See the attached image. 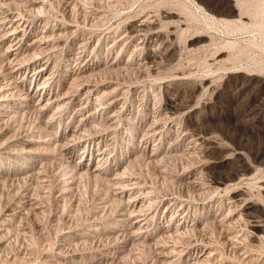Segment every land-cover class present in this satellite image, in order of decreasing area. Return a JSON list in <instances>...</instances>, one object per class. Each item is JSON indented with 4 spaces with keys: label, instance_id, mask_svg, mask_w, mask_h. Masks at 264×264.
Returning a JSON list of instances; mask_svg holds the SVG:
<instances>
[{
    "label": "bare ground",
    "instance_id": "obj_1",
    "mask_svg": "<svg viewBox=\"0 0 264 264\" xmlns=\"http://www.w3.org/2000/svg\"><path fill=\"white\" fill-rule=\"evenodd\" d=\"M18 1L21 2L17 4L13 1L9 2V0H0V43L4 44L6 42H9V44L3 48L2 54H0V68H2V75L0 76V128L2 127V130L0 129V145H2V148L4 150L3 152H10V150L12 149L11 147L15 144H18L22 146L23 149L21 148V150L25 149L24 152L22 151L24 153V156L31 155L30 153H34L35 155V152H33V150H37V152H39L42 149H47L49 147V144H55L56 142L62 140L61 138H57L54 136L47 137L46 133L44 135L39 133L37 134L26 132L25 134L19 135V133L16 134L17 132L15 128V134H12L14 133L12 131L10 132V130L13 129L10 126H13L14 123H16L14 122V120L17 119L16 116L19 115L18 112L23 111L27 113L33 106L34 108L38 107L41 110L50 107L62 110V107L65 104L75 102L79 104L77 105V111L81 112L82 115L77 121L76 130H74V132L71 134L72 137L69 136L70 138H68L64 136L65 142L64 144L62 143L63 154H60L64 156L66 154H71L73 152L74 145L76 144H78L79 146H83L86 149V152H88V155H90V153L93 152V150L101 143L107 145V147L102 152L98 151L99 153L96 157H98L99 160L95 161L96 158H94L93 165L86 162H80L78 166H74L76 167V169H78L77 173H79L80 175H86L90 179L102 177V175L105 174L103 172L105 170L103 168L105 167L104 164L107 162L112 163L113 161V158L109 159L106 156L108 154L107 152H109L108 149H112L109 146L112 143H114V145L117 143L116 141V143H108L110 140L114 139V136H112L113 138H109V135L111 133L116 134L118 132L117 129L119 128V130H121L125 125L131 126L133 130L135 128H140V130L143 131L141 139L138 140V144H140L143 149L135 151L134 154H132L131 158H129L127 163L124 162L126 164L125 166L117 168L118 170L115 172L116 175L114 176V178H104L105 176H103V178L106 179V184H104V182L103 184L108 186V189L106 191V196H104L105 199L102 200L105 203H108V198L110 197L111 201L109 203L113 201L114 204L115 202L117 204L116 207L120 206V209L118 210V212H116L117 214L115 213L116 215L111 217L110 219H108L107 216L105 219H103V222H107L106 219H108L111 224L113 223V227L110 226L111 228L108 229L106 225H104V227H99V221L102 220L101 217H103L104 215H102L101 217L93 216L94 218H92V220L90 221L88 232L86 231L85 233L87 237L101 236L102 241L104 240L102 236H107L108 239H111V237L114 239V241L112 240V242L115 246L110 247V242L107 245L104 244L106 246L102 247L106 251V253L101 254L103 258V262L101 264L110 260L112 257H117L120 259L122 257V254L120 256H116L118 252L121 253L122 251H125L127 253H130L131 251L133 252L135 248L139 247L140 249V246L144 245H149L152 248V250L154 251L153 253H155L154 256H156V259L160 264H234L233 261L236 258L240 259L239 261H241L242 264L264 263V249H260L264 247V147H261L259 150H257L256 155L251 157V152H249L250 154L247 155L243 147L237 146V143L235 145V143L233 144L226 142L224 136H231L232 132L231 134H229L230 130L233 131L237 127L244 128L245 132L248 131H246L248 127L250 128L249 130L254 131L253 127L247 125L246 120L249 117L255 115V109L253 110V107L250 108L249 102L244 101L242 98L244 93L246 94V92L251 88H264V70L253 69L251 68L252 66L249 67V65H245V67H243L241 70L232 71V67L236 65L234 61L236 59L234 58V56L238 55V53L241 51L240 49L242 46H239L240 43L236 40H232L233 38L231 39L230 37H232L231 35H235L236 33L241 32L243 33V31H245L249 34L255 33L259 36L262 35L264 39V0H226V3L224 6H222V9L219 11L215 10L214 13H211L212 10L208 9V7L205 5L207 7L206 9L203 6L204 3L201 4L197 0H180L181 4H178V7L176 6V4L179 1L176 2V4L172 1L175 5L172 2L167 3L162 0L161 2H158L160 0H153L150 2L148 1L150 4L147 2L146 4H149L147 6H140L138 10H135L131 13H128L127 10V13L121 14V16L111 24L110 29L107 32H104V30L98 31L99 29H97V31H92V29L88 30V27L87 29L82 28V31H80L78 26L79 24L76 23L77 25H72V22V24L66 23V19L68 18L65 19V22H62L61 20V22H56L55 24H53L49 13L53 10V3L55 2V0ZM79 1L86 5V8H89L87 9V12L88 14H90V17L92 19L89 24L91 23L92 25V22L95 19L98 20L104 16L103 10H101V8L103 7L100 8L98 4V7H95V2L103 3L105 1L108 2L112 0H66V12L69 13L71 11V15V13L73 12L72 7L74 6L75 2H77L78 5ZM109 3L111 5V2ZM193 6L194 8L196 7L197 9H199L202 16L205 18V21L207 22V24H209V27H203L206 22L202 25V27L196 24L193 25L194 23L191 24V11L189 10V15V13L186 11L188 9L186 8H192ZM83 8H85V6ZM79 9H77L76 11H78ZM67 13L64 12L63 15H66ZM105 14L107 13L105 12ZM193 16H196V14ZM63 18H65V16H63ZM195 22H197V19L195 20ZM83 25H85V23H83ZM86 25H88V23ZM95 27L98 28L97 26ZM33 34L34 36H32ZM73 34L76 35V37L81 34L83 38L79 39L77 45L78 50L75 53L76 57H74V62L76 61V64L73 68H71L70 78H68L69 81L68 83L67 80L63 82L62 90L65 91L64 93L60 94L58 91L59 88L57 89V87H54L57 86L55 85L56 69L55 65L52 66V61L53 59H55L54 56L58 52L57 50L62 47V44L67 42L66 38L65 40L63 38L65 36L69 37V35ZM95 36H97L98 40L100 41L99 45H102L105 42V44L107 45L106 55L104 54L105 57L98 62L93 58V56L90 57L89 55H87V49H89L88 47L93 45V38ZM109 39L110 41H108ZM261 45V47L264 48V42ZM131 47L132 49L130 50V53L125 55V52ZM116 49H118V51L112 54V52ZM194 51H203L206 56H208L207 64H209L210 67H216L217 71L213 74L210 72L212 75H209L208 73V75H201L194 79L185 78L184 74L186 75L185 71L188 69V67L185 64V66L187 67L185 71L179 69V65H183L179 64V62L184 52V54H186L187 52L188 55V52L193 53ZM58 53L57 55H59ZM132 66H135L140 70H146L147 72L152 73V75L156 76L160 81L157 80V83L151 82L150 84L145 83L142 85H133L132 81H130V85L132 86L125 87L126 85H123L118 79L120 78V74L124 72V70H128L130 67L132 68ZM253 66H255V64ZM210 67L207 65V69H209ZM261 67L264 66L262 65ZM191 69H188L187 72ZM207 69L205 71H207ZM136 75L137 74H135V76ZM124 76L126 78V74ZM102 77L104 79H107V77H109L110 80H103L101 79ZM27 81H30L31 85L29 87L26 86ZM219 81H221L220 85H218ZM34 82L35 84L32 85V83ZM126 82L130 83L128 82V80ZM158 89H160V92L155 93L154 91H157ZM208 91H211L213 92V94H215L216 101L206 100L205 98L206 101H203L202 106H198L199 102L202 99V96L206 92L208 93ZM161 92L163 93V97H165L166 100L164 107H161L159 104L158 97H162ZM139 93H141L142 96V98L140 99L142 100V102L140 103L142 113L140 115L137 114V116L135 117L129 118L128 116L129 114H131V107L135 101L133 98H135V96ZM129 94H131L132 97V100L130 101H128L127 97V95L129 96ZM225 98L233 101L237 100L238 102L241 99V109L240 111L237 109L239 112L233 115H231L230 113H225V116L221 114L222 116L220 117V119H216L214 118L216 116H213L214 114L212 112L208 113L207 110L215 109L216 107H218V104H220V106L222 107L224 105L223 100H225ZM93 100L98 101V103L94 108L88 109ZM15 107H17V109ZM51 110L53 111L52 108ZM138 111H140V109ZM48 117H51V114ZM126 117H128L129 119ZM51 119L48 118L46 120H43V122L42 120L40 122L47 126L51 124ZM242 122H246V124L243 123L244 127L241 126ZM123 123L124 125L118 127ZM17 124L19 126V123ZM100 126L104 128L99 129ZM41 128L39 130H41ZM86 128L87 130L88 128H90V130L93 131L92 133L90 132L91 135L84 137L83 133L85 132L84 130ZM110 131L112 132L110 133ZM245 134L249 137L251 136V133ZM74 136L76 137V139L72 143ZM164 140H168V142L166 141L167 143L165 145H163ZM114 145L112 146L114 147ZM49 148H52L54 151L52 145ZM140 151L142 154L140 153ZM11 152L17 153V151ZM18 153L20 152L18 151ZM197 153H201L200 158L195 159V161L192 159L193 162L191 160V163L185 164V162L183 161L184 156L189 155L191 157H194L195 155H197ZM116 156L117 155H115V157ZM20 157H22V155ZM100 157L102 158L100 159ZM186 159L188 160V158ZM66 160L67 159H65L64 161ZM139 160H142L143 162L146 161L149 166L150 164L153 165V167L157 169L156 171H158V174H161V177L162 175H169L170 177H172V181L177 184L174 192L167 193V191L162 192V190H160L161 192H159L158 190H155L154 183L156 181L153 183L152 179L149 180L147 176L135 172L134 165H136L135 163H137ZM175 161H179L178 165L181 166V168L172 170V168H170L171 166L169 167V163ZM19 162L17 161V163ZM69 166L70 165H68V168ZM42 169L43 168H41V170ZM32 171L35 172L34 170ZM71 171L72 170H70V172ZM44 172L45 170L42 174H44ZM27 175L26 177L24 176L26 179ZM76 176L74 175V177ZM34 177L36 178V176ZM35 178L33 180H35ZM8 179L9 177H7V180ZM19 180L18 182L21 181ZM95 180L94 182H96ZM73 183L74 179L69 180L66 185L72 186ZM85 183L86 182H84V184ZM14 184L15 186L17 185L15 182ZM78 187L76 186V189ZM13 188H15L14 185ZM64 190H62V192ZM31 191L33 192V190ZM25 192L26 191H24V193ZM30 194L32 195V193ZM77 196L78 194L76 195V197ZM33 199H35V197ZM20 200L17 201L20 202ZM70 200L72 201V199ZM24 204L29 206V209H36L38 207L36 205L37 203L33 202L31 198L26 199ZM163 204L164 206L162 210L158 212V209H161V205ZM114 206L115 205H113V207ZM113 209L114 208H112V210ZM5 210L6 212H8L7 216H18V212L13 208L7 207ZM97 211H99V209ZM107 212H109V210ZM42 213H45V211ZM156 214L158 216V219L156 217V221H166L162 228L160 227L162 234L159 238H155V235H153V233H151L150 231V226L153 222L151 223L149 221ZM26 218L28 217L26 216ZM19 220H21V218ZM35 222L37 223L36 220ZM73 227L75 229V227L77 228V225ZM105 228L107 230H105ZM61 233L62 232H60V234ZM120 239L123 241L125 246L131 243V245L133 244L134 247L132 249L123 248L124 250L120 251L121 245H117L120 242H116ZM91 240H89V242ZM78 241L76 242L79 243ZM86 241L88 240L86 239ZM254 242H256L257 244H254ZM91 243L89 245H91ZM103 243H105V241ZM66 245L68 246V244ZM84 245H82L83 248ZM7 247H9L8 244ZM86 247L85 249H87ZM51 248L50 250H52ZM111 248H113L114 251H112ZM85 249L82 250L84 251ZM89 250L92 249L89 248ZM145 250L147 251L146 248ZM5 251L6 250L4 249V252ZM59 251L61 253V249H59ZM227 251L230 252L232 259L233 257H235L233 261L228 256ZM27 252L29 251L27 250ZM42 252H44V250H42ZM67 252H69V250ZM111 252H116V254L112 255ZM64 253H66V251H64ZM88 253H90V251ZM146 253H149V251ZM117 258L116 261L118 260ZM50 259L46 258V260H44L47 262V260L49 261ZM22 262H24V260ZM51 262H53V260ZM126 263H128V261ZM155 263H157L156 260Z\"/></svg>",
    "mask_w": 264,
    "mask_h": 264
},
{
    "label": "rangeland",
    "instance_id": "obj_2",
    "mask_svg": "<svg viewBox=\"0 0 264 264\" xmlns=\"http://www.w3.org/2000/svg\"><path fill=\"white\" fill-rule=\"evenodd\" d=\"M14 3H19L21 1H18V0H12ZM11 0H9V2H12ZM61 3H60V2ZM55 0V2L53 3V10L50 11V18L53 22V24H55L56 22H65V19H66V23L68 24H72V25H77L79 24V29L80 31H82V28L83 29H87L88 27V30H91L92 31H97V29H99L98 31H103L104 32H107L109 31L110 29V26L111 24L116 21L120 16L121 14L123 13H127V10H128V13H131L135 10H138L140 8V6H147L149 5L150 1H153V0H112V1H108V2H95V7H98L97 4L103 8H101V10H103V14H102V18L100 19H95L91 25V23L89 24V22H91V17H90V14H88L87 12V9L89 8H86V5H84L82 2L79 1V4L77 5V2H75L74 6L72 7V13L70 15V12L67 13L66 12V9H65V1L66 0ZM63 1V3H62ZM115 1H116V4H115ZM149 1V2H148ZM162 1H165L167 3H171L172 1L176 4V2H178L176 4V6L180 3V0H162ZM198 2H200L201 4H203V6L207 9H211V13H214L215 10L219 11L222 9V6L225 5L226 3V0H197ZM111 2V5L110 3ZM120 2V3H119ZM149 3V4H146V3ZM158 2H161L158 1ZM172 2V3H173ZM100 3V4H99ZM107 3V4H106ZM122 3V4H121ZM173 3V4H174ZM82 4V5H81ZM88 4V3H87ZM115 4V5H114ZM120 4V5H119ZM174 4V5H175ZM80 5V6H79ZM85 8H83L84 6ZM108 5V6H107ZM110 5V6H109ZM178 5V6H179ZM207 7H206V6ZM55 6V7H54ZM82 6V7H81ZM106 6V8H105ZM112 6V7H111ZM121 6V8H120ZM177 6V7H178ZM183 6V5H181ZM62 9H61V8ZM75 7V9H74ZM77 7V8H76ZM115 7V8H114ZM120 9H119V8ZM124 7V8H123ZM58 8V9H57ZM80 8V9H79ZM83 8V9H82ZM108 8V9H107ZM117 8V9H116ZM186 8V7H185ZM196 8V7H195ZM194 6L191 8V7H187L186 10L188 13L191 11V24L193 25H198V26H201L206 22L205 21V18L202 16L201 12L199 11V9H195ZM64 9V10H63ZM77 9H79L78 11H76ZM115 9V10H114ZM119 9V11H118ZM83 10V11H82ZM107 10V11H106ZM115 12H114V11ZM117 10V11H116ZM121 10V11H120ZM190 10V11H189ZM193 10V11H192ZM214 10V11H213ZM57 11V12H56ZM67 13L66 15H63L64 12ZM80 11V12H79ZM85 11V12H84ZM130 11V12H129ZM53 12V13H52ZM62 12V14H61ZM105 12L107 14H105ZM111 12V13H110ZM196 12V13H195ZM59 13V14H58ZM87 13V14H86ZM120 13V14H119ZM53 14V15H52ZM69 14V15H68ZM81 16H80V15ZM117 14V15H116ZM196 16H193L195 15ZM89 15V16H88ZM190 15V13H189ZM53 16V17H52ZM63 16H65V18H63ZM69 16V17H68ZM75 16V17H74ZM78 16V18H77ZM109 16V17H107ZM111 16V18H110ZM193 16V17H192ZM58 17V18H56ZM74 17V18H73ZM85 17V18H84ZM106 17V18H105ZM197 17V18H195ZM57 20H56V19ZM62 18V19H61ZM104 18V19H103ZM115 18V19H114ZM204 18V20H203ZM60 19V20H59ZM78 19V20H77ZM85 19V20H84ZM89 19V20H88ZM197 19V22H195V20ZM199 19V20H198ZM71 20V21H70ZM73 20V21H72ZM82 20V21H81ZM87 20V21H86ZM100 20V21H99ZM109 20V21H108ZM79 21V22H78ZM108 21V22H107ZM72 22V23H71ZM75 22V23H74ZM101 22H102V25H101ZM110 22V23H109ZM43 23V21H42ZM77 23V24H76ZM82 23V24H81ZM83 23H85V25H83ZM88 23V25H86ZM98 23V24H97ZM202 23V24H200ZM82 26H81V25ZM206 25V26H205ZM205 25H203V27H209V24H207V22L205 23ZM84 26V27H83ZM95 26H97L98 28H96ZM93 27V28H92ZM101 27V28H100ZM105 27V28H104ZM103 28V29H102ZM95 29V30H94ZM79 31V32H80ZM38 34V33H37ZM106 34V33H105ZM239 34V35H238ZM252 34V35H250ZM248 33V32H245L243 31V33H236L235 35H231L232 37H230L232 40H236L237 42L240 43L239 46H242L241 47V51L238 53L237 56H234V58L236 60L235 63L236 65H234V67H232V71H238V70H241L243 67L248 66L253 68V69H261V70H264V67H261L262 65L264 66V48H262L261 44L264 42V39H263V36H259V35H256L255 33ZM255 34V35H254ZM34 36V34L32 35ZM234 36V37H233ZM66 38V41L64 44H62L59 48V50H57L56 52L59 54L57 55V53L55 54L53 61H52V66L55 65V69H56V72H55V85L57 86H54L55 88L57 87L58 91L60 94L64 93L65 90H62L63 88V82L65 80H67V83L69 81L68 78H70V74H71V68H73L76 64V61L74 62V57H76V52L78 50V42H79V39L83 38V36L81 34H79L77 37L76 35H69V37L65 36L63 39L65 40ZM73 38V40H72ZM75 38V39H74ZM243 39V40H242ZM96 40V41H95ZM93 45H91L90 47H88L89 49H87V55H89L90 57L93 56V58L98 62V61H101L105 55H106V47L107 45L105 43H103L102 45L100 43V41L98 40V37L95 36L93 38ZM110 41V39L108 40ZM107 41V42H108ZM242 43H241V42ZM255 41V42H254ZM67 43V44H66ZM9 44V42H6L4 44L0 43V54H2V50L4 47H6L7 45ZM71 44V46H70ZM95 44V45H94ZM260 44V45H259ZM68 45V46H67ZM105 45V46H104ZM64 47V48H63ZM77 47V49H76ZM245 47V48H244ZM75 48V49H74ZM61 49V50H60ZM132 49V47L127 50L125 52V55L129 54L130 53V50ZM243 49V51H242ZM245 49V50H244ZM63 50V51H62ZM90 50V51H89ZM120 50V49H119ZM69 51V52H68ZM116 51H118V49H116L115 51L112 52V54H114ZM263 51V52H262ZM66 52V53H65ZM91 52V53H90ZM242 52V53H241ZM247 52V53H246ZM99 53V54H98ZM101 53V54H100ZM185 53V52H184ZM182 54L181 56V60L179 62V64H183V65H179V69L185 71L188 67V69H191L190 71L187 72V70L185 71L186 72V75L184 74V77L185 78H188V79H194V78H197L198 76H201V75H212L213 73H215L217 71L216 67H210L209 64H207L208 62V56H206V54L203 52V51H194L193 53H190L188 52V55H187V52L186 54ZM105 54V55H104ZM205 54V55H204ZM101 55V56H100ZM64 56V57H63ZM69 56V57H68ZM103 56V57H102ZM193 56V57H192ZM204 56V58H203ZM100 60H99V59ZM59 59V61H58ZM63 59V60H62ZM188 60V61H187ZM261 60V61H260ZM55 61V62H54ZM256 61H259L260 62V65H259V62H256ZM186 62V63H185ZM206 62V63H205ZM67 63V64H66ZM70 63V64H69ZM192 63V64H191ZM242 63V64H241ZM251 63V64H250ZM258 63V64H256ZM186 64V66H185ZM188 64V65H187ZM197 64V65H196ZM255 64V66H253ZM58 65V66H57ZM207 65L210 67L209 69H207ZM257 65V66H256ZM57 66V67H56ZM185 66V67H184ZM192 66V67H191ZM68 69L66 70L65 69ZM184 67V68H183ZM190 67V68H189ZM194 67V69H193ZM196 67V68H195ZM255 67V68H254ZM133 68H134V71H133ZM183 68V69H182ZM203 68V69H202ZM213 68V69H212ZM263 68V69H262ZM130 69V70H129ZM128 70H124L125 74H126V78H125V74L124 72H122L120 74V78L118 80H120V82L123 84V85H126L125 87H128V86H132L130 85L132 81V84L133 85H142V84H150L151 82H154V83H157V80H159L156 76L152 75V73H149L147 72L146 70H140L138 69L137 67L135 66H132V68L130 67ZM198 69V70H197ZM204 71H202V70ZM207 69V71H205ZM195 72H193V71ZM201 70V71H199ZM210 70V71H209ZM127 71V72H126ZM133 71V72H132ZM139 71V72H138ZM198 71V72H197ZM209 71V72H208ZM58 72V74H57ZM70 72V73H69ZM141 73V74H138V73ZM145 72H146V76H145ZM192 72V73H191ZM197 72V73H196ZM212 74H211V73ZM2 68H0V76L2 75ZM196 73V74H195ZM68 74V75H67ZM132 74V75H131ZM135 74H137L135 76ZM144 74V75H143ZM148 74V76H147ZM151 74V75H150ZM191 74V75H190ZM199 74V75H198ZM58 75V76H57ZM61 75V76H60ZM191 77V78H189ZM68 76V77H67ZM109 76V75H108ZM128 76V78H127ZM134 78H132V77ZM138 76V78H137ZM147 78H145V77ZM152 76V77H151ZM154 76V77H153ZM193 76V77H192ZM126 80H125V79ZM156 78V80H155ZM103 80H108L109 77H107V79H104L103 77L101 78ZM139 79V80H138ZM143 79V80H142ZM151 79V81H150ZM63 80V81H62ZM110 80V79H109ZM128 80V82L130 83H127L126 81ZM135 80V81H134ZM142 82H141V81ZM148 80V81H146ZM153 80V81H152ZM139 81V82H138ZM146 81V82H145ZM160 81V80H159ZM158 81V82H159ZM124 82V83H123ZM126 82V83H125ZM141 82V83H140ZM136 83V84H135ZM221 81L218 82V85H220ZM34 83H32V85H34ZM31 84H30V81H27L26 83V86L29 87ZM154 89V88H153ZM155 90V89H154ZM250 90V91H249ZM246 94L244 93L243 95V100L246 101V102H249V105H250V108L253 107V110L255 111V115L254 116H251L249 117L246 122H247V125L248 126H251L253 127L254 131H251L249 130L250 128L248 127L246 129L247 132H245L244 128L242 127H237L235 130H230L229 134H231V136H225V140L226 142H229V143H237V146H241L244 148V151L246 152V154H250L249 152H251L252 156H255L256 153H257V150H259L261 147H264V88H251L249 89ZM253 90V91H252ZM155 93H159L160 92V89H158L157 91H154ZM211 91H208V93L206 92L203 96H202V99L201 101L199 102L198 106H202L203 104V101H206V100H213V101H216V98H215V94H213V92ZM250 92V93H249ZM162 93V92H161ZM260 93V94H259ZM140 94V95H139ZM135 96V98H133L135 101L131 107V114H129V118H132V117H135L137 116V114H141V106H140V103L142 102V100H140L142 98L141 96V93H139ZM251 94V96H250ZM134 96V95H132ZM250 96V97H249ZM128 97V101L132 100V97H131V94H129V96L127 95ZM209 97V98H208ZM245 97V98H244ZM159 98V104L161 107H164L165 106V103H166V100H165V97H163V93H162V97H158ZM161 98V100H160ZM206 98V100H205ZM260 98V99H259ZM204 99V100H203ZM161 101V102H160ZM241 99L239 100V102L237 100H230L228 98H225V100H223V103L224 105L221 107L220 104H218V107H216L215 109H209L207 110L208 113H213L214 115L213 116H216L214 118L216 119H220V117L222 116L221 114H225V113H230L231 115L235 114V113H238L240 111V107L242 106V102H240ZM138 102V103H137ZM98 103V101H94L91 103V105H89L88 109H92L96 106V104ZM164 103V104H163ZM226 103V104H225ZM233 103V104H232ZM240 103V104H239ZM137 104V105H136ZM79 105L77 102L75 103H68V104H65L63 107H62V110L61 109H54L53 107H50V108H46V109H40V108H34L31 107L29 112H23V111H19V115L16 116L17 119L14 120V125L13 126H10L12 127L10 130V132H14L12 134H18L21 135V134H25L26 132H31V133H39V134H44L46 133V136L47 137H57V138H61L62 140L56 142L55 144H49V147H51V145L53 146L54 148V151L52 148H47V149H42L41 151L37 152V150H33V152H35V155L34 153H30L31 155H23L24 153V150H21L22 146L21 145H13L10 150L11 151H14L17 153H10V152H3V148H2V145H0V236H1V233H2V236L0 237V263L1 264H101L103 262V258H102V255L101 254H104L106 253V251L102 248L103 246H106L107 244H109L110 242V247H113L115 246L114 243L112 242V240L114 241V239L111 237V239H108L107 236H102L103 237V241H102V238L101 236L100 237H87L85 235L86 231L88 232V229H89V224H90V221L92 220V218H94L95 216H102L104 215L102 218L101 221H99V224L100 226L99 227H104V225H106L107 229L108 228H111L113 227V223L111 224L110 221H108V219H110L111 217L115 216L118 212V210L120 209V206L116 207L117 204L114 202L113 204V201L111 203H109L111 201V198L109 197V202L105 203L103 200L105 199L104 196H106V191L108 189V186L104 185L106 184V179L104 178H114V176L116 175V171L118 170L117 168H121L122 166H125L127 163V161L129 160V158H131L132 154H134L135 151H139L141 149H143V147L138 144V140L141 139V136L143 134V131L139 129H134L131 127V126H124V128L122 127L121 130H119V128L117 129V135L115 133H111L112 131H110V137L109 138H113L112 136H114V139L110 140L108 143L111 144L112 142H115L116 144L114 145V143H112L109 147H111L112 149H108L109 152H107L108 154L106 155L109 159L113 158V161L112 163L111 162H107L104 164L105 167H103L105 170L103 171L105 174L102 175V177H99V178H92L90 179L89 177H87L86 175H80L79 173H77V170L76 167L74 166H78L80 164V162H86V163H90L91 165H93V160L94 158L95 161H98V157L97 154L99 152H102L106 147L107 145H104V144H100L98 145V147H96L93 152L90 153V155H88V152H86V149L83 147V146H79L78 144L74 145V149H73V152L71 154H66L65 156L62 155V145L64 144L65 142V139H64V136L65 137H72L71 134L74 132V130H76V124H77V121L79 120L80 116L82 115L81 112H78L77 111V108ZM72 106V107H71ZM238 106V107H236ZM76 107V108H75ZM227 107V109H226ZM234 107V108H233ZM17 109V107H15ZM51 108L53 109V111L51 110ZM136 108V109H135ZM138 108V109H137ZM257 108V109H256ZM12 109V108H11ZM36 109V111H35ZM67 109V110H66ZM73 109V110H72ZM140 109V111H138ZM239 111H238V110ZM230 110V111H229ZM233 110V111H232ZM25 111V110H24ZM41 111V112H39ZM57 111V113H56ZM63 111V112H62ZM71 111V112H70ZM33 112L34 113V116H33ZM68 112V113H67ZM138 112V113H137ZM42 113V114H41ZM60 113V114H59ZM65 113V114H64ZM68 115H67V114ZM134 113V114H133ZM23 114V115H22ZM28 114V115H27ZM51 114V117H48L50 116ZM56 114V115H55ZM38 115H39V118H38ZM22 116V117H21ZM37 116V117H36ZM225 116V115H224ZM27 117V118H26ZM62 117V118H61ZM124 117V116H123ZM126 117V118H128ZM31 118V119H30ZM36 118V119H35ZM51 119V124L50 125H47L45 126L42 122L43 120H46V119ZM57 118V119H56ZM128 118V119H129ZM19 119V120H18ZM24 119V120H23ZM27 119V120H26ZM39 119V120H38ZM17 120V121H16ZM23 120V121H22ZM32 120V122H31ZM34 120V121H33ZM42 120V122H40ZM250 120V121H249ZM21 121V122H19ZM58 121V122H57ZM27 122V123H25ZM32 124H31V123ZM246 122H242V125L243 126L244 124H246ZM19 123V126L18 124ZM24 123V124H23ZM35 123V124H34ZM41 123V124H40ZM244 123V124H243ZM28 124V125H27ZM40 124V125H39ZM26 125V126H25ZM31 125V126H30ZM34 125V126H32ZM43 125V126H42ZM124 125L123 124H120L118 127ZM22 126H23V130H22ZM28 126V127H27ZM39 126V127H37ZM42 128H41V127ZM45 126V127H44ZM65 126V127H64ZM9 127V129H10ZM17 127V128H16ZM72 127V128H71ZM244 127V126H243ZM16 129V132H15V129ZM41 128V130H39ZM44 128V129H43ZM50 128V129H49ZM53 128V129H52ZM65 128V129H64ZM104 127L100 126L99 129H103ZM132 128V129H131ZM2 130V127L0 128ZM50 131H49V130ZM127 129V130H126ZM0 130V131H1ZM22 130V131H21ZM29 130V131H28ZM90 128H87L84 130L85 132L83 133V136L84 137H87L89 135H91L92 131L93 130H90ZM132 130V131H131ZM139 130V131H138ZM25 131V132H23ZM40 131V132H39ZM122 131V132H121ZM131 131V132H130ZM137 131V132H135ZM242 131V132H241ZM244 131V132H243ZM91 132V133H90ZM48 133V134H47ZM87 135H86V134ZM138 133V134H137ZM245 133H251V136H247ZM54 134V135H53ZM115 134V135H114ZM235 134V136H234ZM121 137H120V136ZM128 135V136H127ZM132 135V136H131ZM244 135V136H242ZM70 136V137H69ZM127 136V137H126ZM136 136V137H135ZM124 140H123V139ZM130 138V139H129ZM76 137L74 136L73 137V141L72 143L75 141ZM133 139V140H132ZM121 140V141H120ZM128 140V141H127ZM127 141V142H126ZM168 142V140H166ZM164 140V143L163 145H165L167 142ZM63 143V144H62ZM124 143V144H123ZM61 144V145H60ZM107 144V143H106ZM122 144V145H121ZM60 145V146H58ZM114 145V147L112 146ZM119 145V147H118ZM73 146V145H72ZM77 146V147H76ZM126 146V147H125ZM138 146V147H137ZM17 147V148H15ZM83 147V149H82ZM133 149H132V148ZM19 148V149H18ZM81 148V149H80ZM117 148V149H116ZM137 148V149H136ZM23 149V148H22ZM122 149V150H121ZM50 150V151H49ZM83 150V151H82ZM127 152H126V151ZM18 151L20 153H18ZM23 151V152H22ZM43 151V152H42ZM53 151V152H52ZM59 151V152H58ZM85 151V153H84ZM99 151V152H98ZM125 151V152H124ZM37 152V154H36ZM45 152V153H44ZM50 152V153H49ZM57 152V153H56ZM97 152V153H96ZM119 152V153H118ZM53 153V154H52ZM62 153V154H60ZM81 156H80V154ZM95 153V154H93ZM141 153V151H140ZM10 154V155H9ZM18 154V155H17ZM42 154V155H41ZM45 154V155H44ZM127 154V156H126ZM142 154V153H141ZM200 154V155H199ZM262 154V153H261ZM15 155V156H14ZM22 155V157L24 158V161H23V158L20 157ZM33 155V156H32ZM54 155V156H53ZM61 155V156H60ZM84 155V156H83ZM95 155V156H94ZM115 155H117L115 157ZM249 155V156H250ZM8 156V157H7ZM14 158H13V157ZM30 156V157H29ZM45 156V157H44ZM58 156V157H57ZM72 156V157H71ZM92 156V157H91ZM111 156V157H110ZM17 157V159H16ZM50 157V158H49ZM70 157V158H69ZM128 157V159H127ZM201 157V153H197V155H195L194 157H191L189 155H186L183 157V161L186 163H191V160L193 159L195 161V159L197 158H200ZM7 158V159H6ZM44 158V159H43ZM102 157H100L101 159ZM117 158V159H115ZM188 158V160L186 159ZM9 159V160H8ZM22 159V160H21ZM39 159V161H38ZM60 162H59V160ZM65 159H67L66 161H64ZM122 159V160H121ZM2 160V161H1ZM11 160V161H10ZM21 160V161H20ZM30 160V161H29ZM33 160V161H32ZM51 160V161H50ZM56 160V161H55ZM90 160V161H89ZM192 160V162H193ZM17 161L19 163H17ZM27 161V162H26ZM49 161V162H48ZM110 161V160H109ZM118 161V162H117ZM187 161V162H186ZM190 161V162H189ZM22 162V163H21ZM30 162V163H29ZM57 162V164H56ZM66 162V163H65ZM77 162V163H76ZM125 162V163H124ZM179 162V161H178ZM178 162H170L169 163V167L172 168V170H177V169H180L181 166H179ZM16 163V164H15ZM25 163V165H24ZM33 163V164H32ZM47 163V164H46ZM50 163V164H49ZM59 163V164H58ZM65 163V165H64ZM123 163V164H122ZM138 163V164H137ZM137 163H135L136 165H134V171L137 172V173H141L143 174L144 176H147L149 180L152 179L154 185H155V190H158L159 192H161L160 190H162V192H166L169 193V192H174L175 188L177 187V184L174 183V181H172V177H170L169 175H162L161 177V174H158V171H156L157 169H155L153 167V165L149 164L145 161L143 162L142 160H139ZM139 163H142V164H139ZM173 163V164H172ZM30 164V165H29ZM67 164V165H66ZM118 164V166H117ZM16 165V166H15ZM21 165V166H20ZM29 165V166H28ZM33 165V167H32ZM38 165V166H36ZM49 165V166H48ZM64 165V166H63ZM68 165L69 168H68ZM73 165V166H72ZM109 165V166H108ZM142 165V166H141ZM146 167H144V166ZM178 165V167H177ZM9 166V167H8ZM18 166V167H17ZM25 166V167H24ZM5 167V168H3ZM29 167V168H28ZM43 168L41 170V168ZM45 167V168H44ZM73 167V168H72ZM113 167V168H112ZM137 167V169H136ZM143 167V168H142ZM34 168V169H33ZM102 168V169H103ZM151 168V169H150ZM8 169V170H7ZM66 169V170H65ZM72 170L70 172V170ZM107 169V170H106ZM144 169V171H143ZM17 170V171H16ZM27 170V171H26ZM32 170H34L35 172H33ZM41 170V171H40ZM45 170L44 174L43 171ZM8 171V172H7ZM11 171V172H10ZM21 171V172H20ZM23 171V172H22ZM66 171V172H65ZM68 171V172H67ZM143 171V172H142ZM15 172V173H14ZM18 172V173H17ZM31 172V173H30ZM76 172V173H75ZM23 173V174H22ZM26 173V174H25ZM28 173V175H27ZM33 173V174H32ZM39 173V174H38ZM66 173V174H65ZM146 175H145V174ZM152 173V174H151ZM8 174V175H7ZM10 174V175H9ZM68 174V175H67ZM112 174V175H111ZM27 175V179L25 178ZM63 175H66V176H63ZM73 175V176H72ZM74 175L76 177H74ZM4 176V177H2ZM14 176V177H13ZM19 176V177H18ZM21 176H25L24 178L21 177ZM36 176V178L34 177ZM39 178H38V177ZM42 176V177H41ZM44 176V177H43ZM85 176V177H84ZM103 176H105L103 178ZM110 176V177H109ZM157 176V177H156ZM6 177V178H5ZM7 177H9V179L7 180ZM33 177V178H32ZM63 177V179H62ZM67 177V178H66ZM71 177V178H69ZM151 177V178H150ZM4 178V179H3ZM18 178V179H16ZM23 178V179H22ZM35 178V180H33ZM38 178V179H37ZM42 178V179H41ZM83 178V179H81ZM89 178V179H88ZM103 178V179H102ZM167 178V179H166ZM16 179V180H15ZM22 181H20V180ZM45 179V180H44ZM72 180L74 179V186L72 184L71 185H66L67 182H69V180ZM96 182H94V180ZM155 179V180H154ZM158 179V180H157ZM18 180L20 182H18ZM26 180V181H25ZM31 180V181H29ZM62 180V182H61ZM67 180V181H66ZM83 180V181H82ZM103 180V181H102ZM105 180V181H104ZM165 180V181H164ZM3 181V182H2ZM8 181V182H7ZM12 181V182H11ZM102 181V183H101ZM161 183H160V182ZM165 183H164V182ZM170 181V182H169ZM14 182L17 184L15 186ZM65 182V183H63ZM77 182V183H76ZM81 182V183H80ZM83 182V184H82ZM84 182H86L84 184ZM94 182V183H93ZM104 182V184H103ZM19 183H20V188H19ZM34 183V184H33ZM9 184V185H8ZM22 184V185H21ZM28 184V185H27ZM30 184V185H29ZM32 184V185H31ZM63 184V185H62ZM161 186H159V185ZM163 184V185H162ZM174 186H173V185ZM4 185V187H3ZM11 185V186H10ZM13 185L15 188H13ZM65 185V186H64ZM92 185V186H91ZM103 185V186H102ZM158 185V186H157ZM165 185V186H164ZM32 186V187H31ZM60 186V187H59ZM64 186V187H63ZM68 188H67V187ZM70 186V187H69ZM76 186L78 187L76 189ZM171 186V187H170ZM17 187V188H16ZM23 187V188H22ZM25 187V188H24ZM31 187V188H30ZM72 187V188H71ZM81 187V188H80ZM34 188V189H33ZM62 188V189H61ZM67 188V189H66ZM71 188V189H69ZM74 188V189H73ZM101 188V189H100ZM163 188V189H161ZM167 188V189H166ZM65 189V190H64ZM73 189V190H72ZM79 189V190H78ZM105 189V190H103ZM172 189V190H171ZM33 190V192L31 191ZM35 190V191H34ZM59 190V192H58ZM62 190H64L62 192ZM70 190V191H69ZM77 190V191H76ZM171 190V191H170ZM15 191V192H14ZM22 191V192H21ZM24 191H26L24 193ZM72 191V192H71ZM22 194H21V193ZM29 192V193H28ZM35 192V193H34ZM69 192V194H68ZM75 192V193H74ZM102 192V193H101ZM105 192V193H104ZM157 192V191H156ZM32 193V195L30 194ZM19 194V195H18ZM27 194V195H26ZM39 196H38V195ZM78 194V198L76 197V195ZM30 195V196H28ZM35 199H33L34 197ZM61 197H60V196ZM71 195V196H70ZM73 195V196H72ZM24 196V197H23ZM59 196V197H58ZM23 197V198H22ZM26 197V198H25ZM32 199L33 202L37 203L36 205L38 206L36 209H29V206L25 205V201L26 199H29V198ZM33 197V198H32ZM64 197V198H62ZM66 197V198H65ZM71 197V198H69ZM101 197V199H100ZM4 198V199H3ZM38 198V199H37ZM62 200H61V199ZM13 199V200H12ZM21 199V200H20ZM40 199V200H39ZM58 199V200H57ZM72 199V201L70 200ZM76 199V200H75ZM103 199V200H102ZM12 200V201H11ZM17 200H20L17 201ZM23 200V201H22ZM60 200V201H59ZM64 200V201H63ZM5 201V202H3ZM17 201V202H16ZM58 201V202H57ZM102 201V202H100ZM7 202V204H6ZM13 202V203H12ZM39 203V204H38ZM43 205H42V204ZM75 203V204H74ZM5 204V205H4ZM12 204V205H11ZM41 204V206H40ZM105 204V205H103ZM108 204V205H107ZM111 204V205H110ZM17 205V206H16ZM22 205V206H21ZM99 205V206H98ZM113 205H115L113 207ZM97 206V207H95ZM103 206V207H102ZM110 206V208H109ZM164 204L161 205V209H158V212L160 210H162ZM3 207V208H2ZM5 207V208H4ZM7 207H10V208H13L15 209V211L18 212V216H7V213L6 212V208ZM15 207V208H14ZM21 207V208H20ZM28 207V208H27ZM43 207V208H42ZM105 207V209H104ZM46 208V209H45ZM112 208H114L112 210ZM4 211H3V210ZM19 209V210H18ZM25 209V211H24ZM95 209H99V211L95 210ZM109 212H107L108 210ZM30 210V212H29ZM41 210V211H40ZM94 210V211H93ZM104 210V211H103ZM22 213H21V212ZM24 211V212H23ZM27 211V212H26ZM45 213H42L44 212ZM97 211V212H96ZM103 211V212H102ZM113 211V212H112ZM29 212V213H28ZM91 212V213H90ZM96 212V213H95ZM99 212V213H98ZM111 212H112V215H111ZM219 212V211H218ZM24 213V214H23ZM25 213H28V214H25ZM98 213V214H97ZM116 213V214H115ZM22 214V215H20ZM32 214V216H31ZM94 214V215H93ZM101 214V215H100ZM108 214V215H107ZM158 214V213H157ZM157 214L152 217V219L149 221V222H153L150 226V231L151 233H153V235H155V238H159L162 234L161 232V229L160 227L162 228V226L164 225V223H166L165 220L163 221H156V217L158 219V216ZM4 215V216H3ZM38 215V217H37ZM6 216V217H5ZM21 216V217H20ZM25 220H24V218ZM26 216L28 218H26ZM91 218H90V217ZM94 216V217H93ZM106 216L108 217L107 222H103L106 218ZM8 217V218H7ZM37 217V218H36ZM16 218V219H14ZM21 218V220H19ZM4 219V220H3ZM2 220V221H1ZM9 220V221H8ZM19 220V222H18ZM35 220L37 221V223L35 222ZM88 220V221H86ZM13 221V223H12ZM24 221V222H23ZM9 222V223H8ZM35 222V223H34ZM77 225V228L73 226ZM155 222V223H154ZM15 223V225H14ZM17 223V224H16ZM19 223V224H18ZM24 227H23V225ZM40 223V224H38ZM58 223V224H57ZM67 223H71V224H67ZM102 223H105V224H102ZM107 223V224H106ZM159 223V225H158ZM163 223V224H162ZM37 224V225H36ZM82 224V225H81ZM86 224V225H85ZM157 224V225H156ZM5 225V226H4ZM16 225H17V228H16ZM64 225V226H63ZM67 225V226H66ZM109 225V226H108ZM113 225V226H112ZM154 225V226H153ZM10 226H13V227H10ZM20 226H21V229H20ZM41 226V227H40ZM67 228H66V227ZM72 226V227H71ZM111 226V227H110ZM40 230H39V228ZM69 227V228H68ZM71 227V228H70ZM88 227V228H87ZM6 228V229H5ZM10 228V229H8ZM34 228V229H33ZM73 228V230H72ZM84 228V230H83ZM126 228V227H125ZM124 228V229H125ZM155 228V229H154ZM171 228V227H169ZM16 231H15V230ZM59 229V230H58ZM62 231H61V230ZM71 229V230H69ZM104 229V228H103ZM105 228V230H107ZM12 230V231H11ZM66 230V231H65ZM11 231V232H10ZM26 231V232H25ZM41 231V232H40ZM43 231V232H42ZM74 231V232H73ZM77 231V232H76ZM80 231V232H79ZM7 232V233H6ZM60 232H62L60 234ZM73 235H71L70 234ZM159 232V233H157ZM161 232V233H160ZM79 233V234H78ZM15 234V235H14ZM20 234H23V235H20ZM76 236H75V235ZM7 235V236H6ZM61 235V236H60ZM78 235V236H77ZM82 235V236H81ZM9 236V237H8ZM67 236V238H66ZM69 237V238H68ZM76 237V238H75ZM84 237V238H83ZM17 238V239H16ZM27 238V239H25ZM9 239V240H7ZM19 239V240H18ZM22 239V240H21ZM86 239L88 241H86ZM93 241H92V240ZM110 241H108V240ZM11 240V241H10ZM25 242H24V241ZM32 240V241H31ZM58 240V241H57ZM62 240V242H61ZM68 240V241H67ZM79 240V241H78ZM82 240V241H81ZM89 240H91L89 242ZM97 240V241H96ZM99 240V241H98ZM17 241V242H16ZM46 241V242H45ZM66 241V242H64ZM72 241V242H70ZM76 241H78L79 243H77ZM85 243H84V242ZM102 241V242H101ZM105 241V243H103ZM15 242V243H14ZM18 242H19V245H18ZM22 242V243H20ZM57 242V243H56ZM76 244L74 245L73 244ZM82 242V243H81ZM88 242V243H87ZM92 242V243H91ZM116 242H120L119 244L117 245H121V248H120V251L121 250H124L123 248L127 249V248H133V244L131 245V243H129L127 246H125V244L123 243V241L120 239V240H117ZM10 243V244H9ZM27 245H26V244ZM64 243V244H63ZM72 243V244H71ZM87 246H85L84 244ZM91 243V245H89ZM113 243V244H112ZM7 244L9 247H7ZM13 244V245H12ZM21 244V245H20ZM68 244V246L66 245ZM71 244V245H70ZM103 244V245H102ZM106 244V245H104ZM112 244V245H111ZM123 244V245H122ZM254 244H257L256 242H254ZM5 245V246H4ZM24 245V246H23ZM26 245V246H25ZM31 247H30V246ZM51 245H52V248H51ZM60 245V246H59ZM63 245V246H61ZM84 245V248L83 246ZM95 245V247H94ZM54 246V247H53ZM72 246H76V247H72ZM80 249H79V247ZM100 246V248H99ZM5 247V248H4ZM26 247V248H24ZM29 247V248H28ZM56 247V248H55ZM63 249H62V248ZM70 247V248H69ZM85 247L87 249H85ZM92 249V250H89V248ZM141 248L139 249V247L135 248L133 250V252L131 251L130 253H127L125 251H122L121 253L118 252L116 254L111 252L112 255L116 254V256H120L121 254V258H117V257H112L114 259H110L106 262H104L103 264H132V259H133V264H160L158 262V260L156 259V256L155 253H153L154 251L152 250V248L149 246V245H144V246H140ZM143 247V248H142ZM150 247V248H149ZM18 248V249H17ZM20 248V249H19ZM25 250H24V249ZM28 248V249H27ZM50 248L52 250H50ZM66 248V249H65ZM68 248V249H67ZM76 248V249H74ZM85 249L84 251L82 249ZM97 248V249H96ZM145 248L147 249V251L145 250ZM2 249V250H1ZM4 249L6 250L4 252ZM29 252H27V250ZM48 249V250H47ZM59 249H61V253L59 251ZM79 249V251H78ZM112 251L113 248H111ZM143 249V250H141ZM261 250L264 249V247L260 248ZM20 250V251H19ZM31 250V251H30ZM42 250H44V252H42ZM46 250V251H45ZM56 250V251H55ZM58 250V251H57ZM63 250V251H62ZM69 250V252H67ZM81 250V252H80ZM95 250V251H94ZM104 250V252H103ZM64 251H66V253H64ZM75 251V252H73ZM90 251V253H88ZM102 251V252H101ZM139 251V252H138ZM149 253H146L148 252ZM151 251V252H150ZM7 252V253H6ZM11 252V253H10ZM57 252V253H56ZM59 252V253H58ZM74 254H73V253ZM77 252V253H76ZM124 252V253H123ZM18 253V254H16ZM21 253V254H20ZM51 253V254H50ZM68 253V254H67ZM228 256L232 259V256L230 255V252H228ZM24 254V255H23ZM60 254V255H59ZM62 254V255H61ZM82 254V255H81ZM13 255V256H12ZM54 255V257H53ZM85 255V256H84ZM124 255V256H123ZM17 256V257H16ZM23 256V257H22ZM26 256V257H25ZM61 256V257H60ZM68 256V258H67ZM99 256V257H98ZM137 256V257H136ZM141 256V257H140ZM2 257V258H1ZM15 259H14V258ZM30 257V258H29ZM32 257V258H31ZM78 257V258H77ZM81 257V258H80ZM86 257V258H85ZM133 257V258H132ZM13 258V259H12ZM40 258V259H39ZM43 258V259H42ZM46 258L48 259H52L53 262H51L52 260L50 259L49 261L47 260V262L45 261ZM73 258V259H72ZM84 258V259H83ZM116 258L118 259L116 261ZM235 257H233L232 261L234 260ZM7 262H6V260ZM11 259V260H10ZM45 259V260H44ZM57 259V260H56ZM140 259V260H139ZM5 260V261H4ZM13 260V261H12ZM24 260V262H22ZM41 260V261H40ZM58 262H56V261ZM60 260V261H59ZM100 260V261H99ZM124 262H123V261ZM155 260L157 263H155ZM238 260V261H237ZM240 259H235L233 262L234 264H242L241 261H239ZM68 261V262H67ZM111 261V262H110ZM115 261V262H114ZM120 261V262H119ZM128 261V263H126ZM236 261V262H235ZM41 262V263H40ZM56 262V263H55ZM61 262V263H60ZM67 262V263H66ZM92 262V263H90ZM108 262V263H107ZM139 262V263H138ZM260 264H264V263H260Z\"/></svg>",
    "mask_w": 264,
    "mask_h": 264
}]
</instances>
